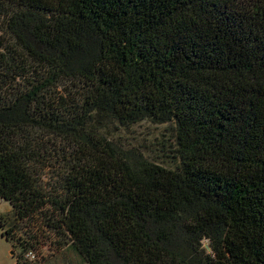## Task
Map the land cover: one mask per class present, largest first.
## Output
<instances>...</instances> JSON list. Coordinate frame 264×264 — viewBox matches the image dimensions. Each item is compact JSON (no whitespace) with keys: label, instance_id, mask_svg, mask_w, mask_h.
<instances>
[{"label":"trees","instance_id":"trees-1","mask_svg":"<svg viewBox=\"0 0 264 264\" xmlns=\"http://www.w3.org/2000/svg\"><path fill=\"white\" fill-rule=\"evenodd\" d=\"M0 202L16 264H264V0H0Z\"/></svg>","mask_w":264,"mask_h":264},{"label":"rangeland","instance_id":"rangeland-1","mask_svg":"<svg viewBox=\"0 0 264 264\" xmlns=\"http://www.w3.org/2000/svg\"><path fill=\"white\" fill-rule=\"evenodd\" d=\"M117 128L119 131L112 129L106 136L115 139L118 144L126 146L129 150L136 148L139 152L142 151L152 161L160 164L165 161L167 162L165 165H168V160L162 158L160 154L164 150L162 145L166 144L165 141H169V144L174 142L175 132L171 124L156 126L144 123L130 129L121 128L120 126H117ZM47 176L43 177V182H49L48 178L52 177L50 173ZM9 210V204L0 202V215L6 216V218L10 217ZM2 233L0 227V264H16L20 252L14 248L13 244L3 238ZM49 252V249H47L45 251L47 256L36 264H83L82 258L70 245H66L62 251L60 250L59 253L54 255L52 252V255L48 257ZM33 256V254L28 255L30 259L34 258Z\"/></svg>","mask_w":264,"mask_h":264},{"label":"water","instance_id":"water-1","mask_svg":"<svg viewBox=\"0 0 264 264\" xmlns=\"http://www.w3.org/2000/svg\"><path fill=\"white\" fill-rule=\"evenodd\" d=\"M12 254H14V252H12Z\"/></svg>","mask_w":264,"mask_h":264},{"label":"crops","instance_id":"crops-1","mask_svg":"<svg viewBox=\"0 0 264 264\" xmlns=\"http://www.w3.org/2000/svg\"><path fill=\"white\" fill-rule=\"evenodd\" d=\"M10 211V210H9Z\"/></svg>","mask_w":264,"mask_h":264}]
</instances>
